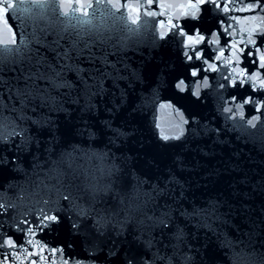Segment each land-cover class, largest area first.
<instances>
[{"label": "snow or ice", "instance_id": "6c2138e0", "mask_svg": "<svg viewBox=\"0 0 264 264\" xmlns=\"http://www.w3.org/2000/svg\"><path fill=\"white\" fill-rule=\"evenodd\" d=\"M71 2L62 0L60 15L69 16ZM147 3L151 5L154 0ZM121 6L117 3V10ZM160 6L163 7V0ZM87 7L90 9L91 3ZM84 8V0H76L72 16L61 22L64 25L61 32L50 33L46 25L41 26V21L47 10L58 11L55 3L30 0L26 4L20 0L17 4L15 0H0V189L30 190L33 196L39 197L37 203L43 205L23 213L21 220L11 217L15 221V231L11 234L0 232V264H15L21 252L29 258L26 264H38V261L44 264L45 250L62 255L65 248L73 250L77 245L83 250V258H75L70 251L62 264H96L100 259L98 254L109 243L107 257L114 259L108 260V264H218L217 256L206 247L203 251L192 247L188 225L194 220L198 226L216 233L212 225L228 223L225 217L231 213L232 204L229 198L216 197L209 198L206 207L185 206L191 194V185L185 176L191 161L184 149L189 142L199 147L201 137L210 140L215 137L213 143H223L220 137L228 131L237 133V139L264 145V28L255 25L238 31L232 23L241 21L240 15L232 13L264 11V2L187 0L181 5L182 23L175 22L174 18L159 21L160 29L167 27L166 32L159 33L161 41L172 35L182 38V62L166 73L173 93L181 100L212 106L214 114L210 118L198 117L188 111L186 116L181 111L183 105L178 108L170 101L160 104L173 109L177 122L170 129L172 134H165L161 129L159 138L163 142H179L176 146L181 151L163 173V179L157 177L153 183L151 179L137 176V185L132 186L130 195L127 184L121 182L123 176L117 177L119 203L111 211L101 207L110 202L101 194H111L114 188L112 184L101 185L97 178V173L105 172L106 154L73 149L80 155L65 154L62 165L49 168L48 161H42L38 154L43 143L40 134H51L55 124L53 113L71 115L65 107L68 104L79 105L89 117L98 114L101 107L114 115L129 102L128 90L133 85L142 86L147 93L135 108L142 110L147 101L158 99V89L165 81L148 82L141 69L133 68L119 54L121 48L105 39L94 17L90 18ZM10 9L21 14L16 17L20 21L19 38L8 20ZM129 10L140 12L139 7L129 6ZM145 14L156 15L152 11ZM25 18L31 21V31L24 29ZM243 19L264 20V17L245 15ZM133 23H139V16ZM69 28L75 31V36L69 33ZM221 37H224L223 43ZM213 46H218V50ZM209 74H219V79L213 78L214 88L209 84ZM201 79L203 87L209 89L203 95ZM246 106H251L255 114L246 117ZM221 116L223 128L214 126ZM156 127L159 129V124ZM74 135L86 138L85 143L95 141L98 136H108V142L114 145L131 133L114 126L111 118L98 122L90 118L80 121ZM28 155L32 156L30 163L25 160ZM153 166L159 168L158 164ZM120 171L113 164L107 174ZM245 182H238V186ZM145 185L147 190H142ZM15 207L12 203L0 205V213L6 215L9 209L15 211ZM225 208L227 211H222ZM65 222L75 237L73 242L50 249L47 242L31 250L25 248V244L33 245L27 237L43 239ZM6 226L13 227L7 220L0 221V229ZM110 228L116 238H123L119 244L109 235ZM220 236H223L222 245L231 252L232 264H264V253L256 252L251 234L248 242L240 240L239 244L226 233H217L218 239ZM193 252L198 259L190 255Z\"/></svg>", "mask_w": 264, "mask_h": 264}, {"label": "water", "instance_id": "95a60500", "mask_svg": "<svg viewBox=\"0 0 264 264\" xmlns=\"http://www.w3.org/2000/svg\"><path fill=\"white\" fill-rule=\"evenodd\" d=\"M17 4L20 0H15ZM84 10L89 13V17H94V23L100 26V29L106 40L110 44H116L121 48L120 55L133 68H138L143 71L147 77L148 82L158 81L163 79L165 82L161 84L158 89V99L156 101L149 100L143 106L142 110H135L136 105L142 103L143 96L147 95L143 87H136L128 90L129 102L121 109L115 112L114 115L103 111L89 117L88 114L80 110L79 105L68 104L65 105L69 109L71 115L63 112H55L52 114V119L55 124L52 126L51 134L47 132L40 134L41 152L38 153L41 160H47V167L54 168L57 165H62L68 153L74 156L80 155L79 152H73V149H84L89 152L97 154H106L104 161L105 172L97 173V178L101 185L112 184L114 191L111 194L102 193V198L109 200L107 204H102L101 207H108L109 210L113 206L118 205L119 198L116 193L120 191L117 177L123 176V183L127 184V193H132V186L137 185L136 177L141 179H151L153 183L156 178L163 179V173L167 172L171 166L172 160L176 153L181 151L176 145L179 142H163L159 138V131L162 129L165 134H172L170 129L177 122V114L169 107H160V104L171 102L176 107L181 108L187 116L188 111H193L198 117H212L213 109L210 105H197L190 99H179L175 96L167 80L166 73L172 67L179 65L182 62L181 55V41L182 38L178 35H172L171 38L161 41L159 38L160 31H167L159 28V21L165 22L169 18H174L177 23H182L181 5L186 4L187 0H163V7H161V0H154V3L149 5L147 0H84ZM243 2H254V0H243ZM264 2V0H262ZM26 4H30V0H25ZM49 3H55L58 11L53 13L47 10L44 19L41 21V26H47L50 33L52 31L61 32L64 25L62 21H66L72 16V7L76 5V0H72L68 5L69 16L60 15L63 9L60 7L62 0H49ZM91 3L92 7L89 9L87 4ZM117 3L122 5L117 10ZM129 6L133 9L140 8V12L130 11ZM40 11V9H34ZM147 11L155 12V16H147ZM102 13H110L111 15H102ZM21 14L10 9L8 17L9 23L14 30H17V37L19 38L20 21L16 19ZM76 15H80L79 12ZM232 15H240L241 21L237 23L232 21L239 31L241 28H250L255 25H260L264 28V20H244L247 16L264 17V11H257L256 13H232ZM139 16V23H133ZM228 23V21H225ZM75 23V21H73ZM31 21L25 18L24 29L31 31ZM76 30H79L77 25ZM69 33L75 36V31L69 28ZM239 37H237L238 39ZM258 38V37H257ZM224 37H221L223 43ZM218 50V46H213ZM208 49L206 48V51ZM227 55V52H226ZM246 63V62H245ZM222 71H224L222 69ZM215 79H219V74H209V84L214 88ZM264 78V77H262ZM155 87V83L152 84ZM201 94L208 92L209 89L203 87V80H200ZM248 94L251 92L245 89ZM227 95V94H226ZM255 98V97H254ZM83 104V101H81ZM111 107V105H108ZM246 117L255 114L251 110V106L245 108ZM92 119L93 122L100 120L112 119L114 126L125 128L131 133L127 138L117 140L116 143L110 144L108 136H98L95 141H88L86 138L74 135V129L80 126V121ZM264 119V117H262ZM160 128L157 129L156 125ZM223 128L224 120L221 116L218 124ZM110 135V133H109ZM202 142L199 147L189 142L184 151H188V159L191 163L188 166V171L185 173L191 188L186 207L194 205L199 208L206 207V201L209 198H229L232 204L231 213L225 217L228 223L221 225L219 222L212 225L216 229V233L210 231L208 228L200 227L196 221H191L188 229L191 233V243L194 249H205L213 252L218 258V264H232L230 260L231 252L222 245L223 236L217 237V233L223 232L239 244L240 240L248 242L251 234V243L255 247L257 253H264V145L252 142L244 138L237 139V133L228 131L221 135L220 139L223 143H213L215 137L211 140L206 137L198 138ZM207 145V147H205ZM48 148L50 151H44ZM202 148L203 152L199 151ZM35 152V148L32 149ZM208 153V155H204ZM26 162H31L32 156L25 157ZM115 164L118 165L121 171L119 173L113 172L112 175L107 174V169ZM158 164L159 168L154 167ZM240 181H246L239 184ZM142 190H147V186H143ZM47 198V197H45ZM39 197L33 196L29 191L22 192L19 188L9 190L7 188L0 189V205L7 206L9 203L14 204L15 211L9 209L8 214L0 213V221L7 220L13 227L7 226L0 229V232H8L11 234L15 231V221L23 219V213L34 211L43 205L37 203ZM47 211V209H45ZM117 207V211H118ZM227 211V209H222ZM122 218V217H121ZM31 219V216H29ZM109 235L117 240L119 244L121 238H116L115 231L109 229ZM31 239L33 245L25 244V248H31L37 244L47 242L49 249L53 246H60L67 242H73L75 237L70 231V226L67 222L64 223L56 232L48 234L43 239L39 236L27 237ZM131 239V237H128ZM111 244L103 246V252L99 253L100 259L96 264H108V260L114 258L107 257V250ZM72 252L75 258H83V250L77 245L73 250L65 248L64 254H51L49 250L43 253L44 264H62L63 259ZM194 259L195 253H190ZM29 258L21 252L15 264H26ZM40 264V261H38Z\"/></svg>", "mask_w": 264, "mask_h": 264}]
</instances>
